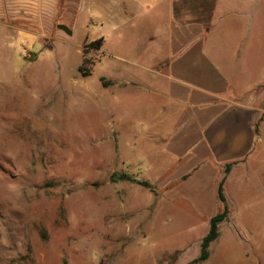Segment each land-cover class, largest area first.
<instances>
[{
    "label": "rangeland",
    "instance_id": "374dc122",
    "mask_svg": "<svg viewBox=\"0 0 264 264\" xmlns=\"http://www.w3.org/2000/svg\"><path fill=\"white\" fill-rule=\"evenodd\" d=\"M156 17L79 14L70 40L0 30V264H264V180L252 172L233 189L206 261L194 262L209 222L160 206L153 179L165 158L150 131L165 136L171 125L164 98L132 78L150 74L145 48L166 24ZM104 28L137 50L119 60L111 45L102 53L83 46ZM113 78L127 80L119 92ZM114 173L153 190L112 182Z\"/></svg>",
    "mask_w": 264,
    "mask_h": 264
},
{
    "label": "crops",
    "instance_id": "0c3cea01",
    "mask_svg": "<svg viewBox=\"0 0 264 264\" xmlns=\"http://www.w3.org/2000/svg\"><path fill=\"white\" fill-rule=\"evenodd\" d=\"M93 11L106 21L148 13L164 18L145 48L148 78L132 77L150 95L164 98L162 117L171 125L165 136L153 135L163 132L160 127L150 131L165 158L153 182L161 181V207L189 208L210 228L224 206L219 187L227 165V205L245 173L252 172L257 184L264 180V90L258 92L264 88V0H0V30L36 28L70 40L79 14ZM110 33L104 28L83 46L102 40L96 50L111 45L119 60L125 58L117 54L137 50ZM111 80L117 92L127 81Z\"/></svg>",
    "mask_w": 264,
    "mask_h": 264
},
{
    "label": "trees",
    "instance_id": "16d2710c",
    "mask_svg": "<svg viewBox=\"0 0 264 264\" xmlns=\"http://www.w3.org/2000/svg\"><path fill=\"white\" fill-rule=\"evenodd\" d=\"M101 42H102V40H97L95 42L90 43L89 45L94 49H99L101 47ZM80 71L84 72L82 67L80 68ZM230 170H231V165H227L226 170H225V176L222 179L220 187H219V197H220V200L224 204L223 209L220 213H218L217 215L212 217L211 222H210L209 231L205 235V237L203 238L202 243H201L200 256L196 260H194V262H203L209 258V256H210V245L219 236V225L224 220H226L228 215H229V209H228V205L226 204V197L224 195V182H225L226 176L230 172ZM111 181L112 182L131 181V182L137 183L139 185H142L146 188L153 190V187L149 181H137V180L131 178L127 174L114 173L111 176Z\"/></svg>",
    "mask_w": 264,
    "mask_h": 264
}]
</instances>
